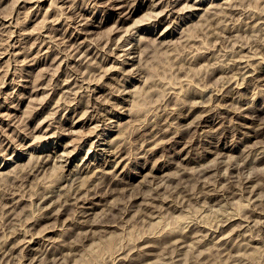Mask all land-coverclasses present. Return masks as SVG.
Listing matches in <instances>:
<instances>
[{"label":"rangeland","instance_id":"374dc122","mask_svg":"<svg viewBox=\"0 0 264 264\" xmlns=\"http://www.w3.org/2000/svg\"><path fill=\"white\" fill-rule=\"evenodd\" d=\"M53 1L0 0V263L264 264V0Z\"/></svg>","mask_w":264,"mask_h":264},{"label":"bare ground","instance_id":"6f19581e","mask_svg":"<svg viewBox=\"0 0 264 264\" xmlns=\"http://www.w3.org/2000/svg\"><path fill=\"white\" fill-rule=\"evenodd\" d=\"M37 1H38V0H37ZM50 1H51V4H53V3H52V0H50ZM54 1H55V0H54ZM54 1H53V2H54ZM58 1H59V0H58ZM108 1H109V0H107L106 2H108ZM116 1H118L117 3H120V5L117 6V7H114V6L118 5V4H116V5H114L113 7L116 8V9H122V8L124 7V5H121L122 2H123V0H116ZM161 1H162V0H161ZM30 2H31V1H30ZM159 2H160V1H157V0H153V1H152L153 5H155V6L159 5ZM178 2H179V1H178ZM195 2H197V1H195ZM25 3H26V2H25ZM36 3H37V2H36ZM39 3H40V2H39ZM41 3H42V2H41ZM61 3H62V2H61ZM104 3H105V2H104ZM109 3H110V2H109ZM111 3H113V2L111 1ZM126 3H128V2H126ZM160 3H161V2H160ZM169 3H171V2H169ZM173 3H174V2H173ZM55 4H56V3H55ZM124 4H125V3H124ZM171 4H172V3H171ZM176 4L178 5L177 2H176ZM41 5H42V4H41ZM104 5H105V4H104ZM112 5H113V4H112ZM112 5H111V6H112ZM167 5L170 6V5L168 4V2H167ZM172 5L174 6V4H172ZM185 5L188 6V5H191V4H185ZM185 5H184V6H185ZM192 5H193V4H192ZM192 5H191V8H192ZM49 6H50V5H49ZM51 6H52V5H51ZM51 6H50V7H51ZM53 6H54V5H53ZM184 6H182V7H184ZM193 6H194V5H193ZM39 7H40V6H39ZM39 7H38V8H39ZM55 7H56V6H55ZM59 7H60V6H59ZM59 7H56V8H59ZM151 7H153V6H151ZM175 7H176V6H175ZM182 7H181V8H182ZM188 7L190 8V6H188ZM195 7H196V6H195ZM232 7H233V6H232ZM234 7H235V6H234ZM125 8H126V7H125ZM186 8H187V7H186ZM186 8L184 9V11L186 10ZM189 8H188V9H189ZM196 8H197V7H196ZM227 8H228V7H227ZM50 9H51V8H50ZM173 9H175V8L173 7ZM130 10H131V9H130ZM169 10H170V8H169ZM181 10H182V9H181ZM209 10H210V9H209ZM230 10H232V9H230ZM234 10H235V9H234ZM51 11H52V10H51ZM132 11H133V10H132ZM170 12H172V11H170ZM181 12H182V11H181ZM211 12H213V11H211ZM37 13H38V12H37ZM37 13H36V14H37ZM182 13H183V12H182ZM18 14H19V13H18ZM32 14H33V13H32ZM38 14H39V13H38ZM80 14H81V13H80ZM125 14H126V13H125ZM180 14H181V13H180ZM215 14H216V12H215ZM78 15H79V14H78ZM82 15H83V14H82ZM82 15H80V16H82ZM185 15H186V14H185ZM37 16H38V15H37ZM83 16H84V15H83ZM157 16H158V15H157ZM182 16H183V14H182ZM8 17H9V16H8ZM14 17H15V16H14ZM174 17H175V16H174ZM79 18H80V17H79ZM83 18H84V17H83ZM119 18H120V17H119ZM124 18H125V17H124ZM182 18H183V17H182ZM7 19H8V18H7ZM91 19H92V18H91ZM91 19H90V20H91ZM262 19H263V18H262ZM57 20H59V18H58ZM75 20H76V19H75ZM75 20H74V21H75ZM81 20H82V19H81ZM123 20H124V19H123ZM156 20H157V19H156ZM162 20H163V19H162ZM258 20H259V19H258ZM0 21H2V20H0ZM3 21H4V20H3ZM76 21H77V20H76ZM79 21H80V20H79ZM83 21L85 22V20H83ZM117 21H118V20H117ZM119 21H120V20H119ZM119 21H118V22H119ZM159 21H160V20H159ZM263 21H264V20H263ZM10 22H11V21L6 22V25H7L8 23H10ZM89 22H91V21H89ZM259 23H260V22H259ZM263 23H264V22H263ZM1 24H2V23H1ZM3 24H4V23H3ZM12 24H13V22H12ZM79 24H80V23H79ZM261 24H262V22H261ZM8 25H9V24H8ZM98 25H99V24H98ZM2 26H3V25H2ZM84 26H85V25H84ZM90 26H92V25H90ZM135 26H136V24H135ZM137 26H138V25H137ZM5 27H6V26H5ZM5 27H4V28H5ZM7 27H8V26H7ZM9 27H10V25H9ZM11 27H12V26H11ZM76 27H77V26H76ZM80 27H81V26H80ZM88 27H89V26H88ZM88 27H87V28H88ZM261 27H262V26H261ZM78 28H79V27H78ZM83 28H84V27H83ZM53 29H54V28H53ZM76 29H77V28H76ZM81 29H82V28H81ZM261 29H262V28H261ZM263 29H264V28H263ZM11 30H13V29H11ZM15 30H16V29H15ZM84 30H85V28H84ZM258 30H259V29H258ZM9 31H10V30H9ZM9 31H8V32H9ZM16 32H17V31H16ZM16 32H15V33H16ZM48 32H49V31H48ZM79 32H80V31H79ZM87 32H88V30H87ZM11 33H12V32H11ZM11 33H10V34H11ZM12 34H14V33H12ZM18 34H19V33H18ZM49 34H50V32H49ZM88 34H89V33H88ZM53 35H54V34H53ZM131 35H132V34H131ZM131 35H130V36H131ZM15 36H16V34H15ZM47 36H48V33H47ZM54 36H55V35H54ZM66 36H67V35H66ZM19 37H20V36H19ZM43 37H44V36H43ZM51 37H53V36H51ZM55 37H56V36H55ZM60 37H61V39H62V36H60ZM67 37H68V36H67ZM69 37H70V36H69ZM48 38H49V37H48ZM76 38H77V37H76ZM86 38H87V37H86ZM12 39H13V38H12ZM18 39H19V38H18ZM20 39H21V38H20ZM24 39H27V38H24ZM50 39H52V38H50ZM57 39H58L57 37H56V39L53 38V40H55V41H56ZM74 39H75V38H74ZM228 39H231V38H228ZM45 40H46V38H45ZM59 40H60V39H59ZM59 40H58V41H59ZM65 40H66V38H65ZM89 40H90V39H89ZM89 40H87V41H89ZM249 40H251V39L249 38ZM60 41H61V40H60ZM73 41H75V40H73ZM84 41H85V40H84ZM84 41H83V42H84ZM230 41H231V40H230ZM13 42H14V41H13ZM13 42H12V44L15 43V42H14V43H13ZM45 42H46V41H45ZM52 42H53V41H52ZM56 42H57V41H56ZM56 42H55V43H56ZM64 42H65V41H64ZM79 42H80V40H79ZM10 43H11V42H10ZM10 43H9V44H10ZM48 43H49V42H48ZM66 43H67V42H66ZM80 43H81V42H80ZM84 43H85V42H84ZM84 43H82V44H84ZM12 44H11V46H12ZM45 44H46V43H45ZM50 44H51V43H50ZM50 44H49V45H50ZM56 44H57V43H56ZM73 44H74V43H73ZM76 44H78V42H77ZM38 45H39V44H38ZM53 45H55V44H53ZM232 45H233V44H232ZM8 46H9V45H8ZM11 46H10V47H11ZM34 46H35V45H34ZM57 46H58V45H57ZM57 46H56V47H57ZM67 46H68V45H67ZM67 46H66V48H67ZM69 46H71V45H69ZM85 46H86V45H85ZM85 46H84V47H85ZM121 46H122V45H121ZM13 47H14V46H13ZM15 47H16V45H15ZM49 47H50V46H49ZM49 47H48V49H50ZM51 47H52V46H51ZM75 47H76V46H75ZM77 47H78V46H77ZM77 47H76V48H77ZM117 47H118V46H117ZM137 47H138V46H137ZM38 48L41 49V45H40ZM46 48H47V47H46ZM46 48H45V49H46ZM57 48H59V47H57ZM66 48L63 49V50H66ZM72 48H73V47H72ZM76 48H74V49H76ZM78 48H79V47H78ZM14 49H15V48H14ZM55 49H56V48H55ZM67 49H68V48H67ZM81 49H82V48H81ZM81 49H80V50H81ZM134 49H135V48H134ZM8 50H9V49H8ZM51 50H54V48L51 49ZM68 50H69V49H68ZM82 50H83V49H82ZM89 50H90V49H89ZM89 50H88V51H89ZM10 51H12V50H10ZM30 51H31V49H30ZM46 51H47V49H46ZM48 51H49V50H48ZM59 51H60V50H59ZM74 51H75V50H74ZM77 51H78V50H77ZM77 51H76V52H77ZM85 51H86V50H85ZM85 51H84V52H85ZM88 51H87V52H88ZM8 52H9V51H8ZM12 52H14V51H12ZM40 52H41V53H42V52H45V50H42V51L40 50ZM40 52L38 51V53H40ZM49 52H52V51H49ZM56 52H57V50H56ZM56 52H55V53H56ZM62 52H64V51H62ZM66 52H67V51H66ZM68 52H69V51H68ZM18 53H19V51H18ZM57 53H58V52H57ZM59 53H60V52H59ZM71 53H73V51H71ZM71 53H70V54H71ZM79 53H80V52H79ZM82 53H83V52H82ZM21 54H22V53H21ZM32 54H33V53H32ZM42 54H43V53H42ZM46 54H47V53H46ZM89 54H90V53H89ZM116 54H117V53H115L114 55H116ZM19 55H20V54H19ZM26 55H28V53H27ZM63 55H64V54H63ZM63 55H62V56H63ZM65 55H66V54H65ZM67 55H68V54H67ZM75 55H77V54L75 53ZM75 55H74V57H75ZM70 56H71V55H70ZM72 56H73V54H72ZM79 56H80V55H79ZM35 57H36V56H35ZM35 57H34V58H35ZM42 57H43V56H42ZM45 57H46V56H45ZM88 57H89V56L87 55L86 58H88ZM91 57H92V56H91ZM227 57H228V56H227ZM227 57H226V59H229V58H230V56H229V58H227ZM243 57H244V56H243ZM252 57H253V56H252ZM31 58H32V56H31ZM47 58H48V57H47ZM58 58H59V57H58ZM62 58H63V57H62ZM62 58H61V59H62ZM64 58H66V56H65ZM68 58H69V57H68ZM86 58H85V59H86ZM247 58H249V57H247ZM23 59H27V58H24V57H23ZM32 59H33V58H32ZM37 59H38V57H37ZM39 59H40V58H39ZM74 59H76V57H75ZM85 59H83V60L85 61ZM90 59H92V58H90ZM28 60H29V59H28ZM40 60H41V59H40ZM63 60H65V59H63ZM87 60H88V59H87ZM231 60H232V59H231ZM263 60H264V59H263ZM22 61H26V60H22ZM33 61H35V60H33ZM71 61H72V60H71ZM238 61H239V60H238ZM29 62H30V61H29ZM29 62H28V63H29ZM31 62H32V61H31ZM62 62H63V61H62ZM62 62H61V63H62ZM78 62H79V61H78ZM227 62H229V60H228ZM233 62H234V61H233ZM240 62H241V61H240ZM246 62H247V61H246ZM22 63H23V62H22ZM26 63H27V62H26ZM34 63H35V62H34ZM61 63H59V64L61 65ZM88 63H89V62H88ZM90 63H92V62L90 61ZM244 63H245V62H244ZM244 63H243V64H244ZM66 64H67V63H66ZM66 64H65V65H66ZM214 64H215V63H214ZM232 64H233V63H232ZM239 64H240V63H239ZM239 64H236V66H237V65L239 66ZM22 65H23V64H22ZM22 65H20V66H22ZM30 65H32V64H30ZM70 65H71V63H70ZM72 65H73V64H72ZM225 65H226V64H224V66H225ZM229 65H230V64H228V66H229ZM241 65H242V64H241ZM245 65H247V64L245 63ZM66 66H67V65H66ZM210 66H212V65L210 64ZM210 66H209V67H210ZM215 66H217V64H215ZM68 67H69V64H68ZM112 67L114 68L113 65H112ZM240 67H241V66H240ZM243 67H244V65H243ZM61 68H62V66H61ZM70 68H71V66H70ZM72 68H73V67H72ZM113 68H110V69L113 70ZM116 68H117V67H116ZM210 68H211V67H210ZM215 68H217V67H215ZM218 68H219V67H218ZM223 68H224V67H223ZM229 68H230V67H229ZM247 68H248V67H247ZM247 68H245V69H247ZM67 69H68V75H69V72H70V71H69V68H67ZM212 69H213V68H212ZM212 69H211V70H212ZM221 69H222V68H221ZM224 69H225V68H224ZM230 69H231V68H230ZM234 69H235V68H234ZM240 69H242V68H240ZM261 69H262V68H261ZM26 70H27V69H26ZM76 70H77V69H76ZM209 70H210V69H209ZM211 70L209 71V74H210ZM213 70H216V69H213ZM218 70H219V69H218ZM222 70H223V69H222ZM232 70H233V69H232ZM236 70L238 71L237 67H236ZM247 70H248V69H247ZM250 70H251V68H250ZM254 70H255V69H254ZM258 70H259V69H258ZM24 71H25V70H24ZM65 71H66V70H65ZM71 71H72V70H71ZM78 71H79V70H78ZM226 71H227V70H226ZM237 71H234V72H237ZM241 71H242V70H241ZM251 71H253V70H251ZM251 71H250V72H251ZM260 71H261V70H260ZM63 72H64V71H63ZM212 72H213V71H212ZM215 72H216V71H215ZM215 72H214V73H215ZM223 72H224V71H223ZM227 72H228V71H227ZM247 72H248V71H247ZM225 73H226V72H225ZM229 73H230V70H229ZM241 73H245V74H246V72H243V71H242ZM253 73H254V71H253ZM253 73H252V74H253ZM23 74H25V73H23ZM26 74H27V73H26ZM70 74H71V73H70ZM74 74H75V73H74ZM211 74H213V73H211ZM227 74H228V73H227ZM245 74H244V75H245ZM247 74H248V73H247ZM252 74H251V75H252ZM68 75H67V76H68ZM72 75H73V74H72ZM235 75H236V73H235ZM235 75H233L234 77H233V76H231V77H232V78H235V77H236ZM242 75H243V74H241L240 77H242ZM255 75H256V74H255ZM24 76H26V75H24ZM27 76H28V75H27ZM27 76H26V77H27ZM77 76H78V75H77ZM226 76H229V75H226ZM246 76H247V75H246ZM60 77H62V76H60ZM65 77H66V76H65ZM79 77H80V76H79ZM221 77H222V76H221ZM223 77H224V76H223ZM223 77H222V78H223ZM248 77H249V76H248ZM62 78H63V77H62ZM66 78H67V77H66ZM69 78H70V77H69ZM76 78H77V77H76ZM82 78H83V77H82ZM224 78H225V77H224ZM242 78H245V77L243 76ZM26 79H27V78H26ZM52 79H53V78H52ZM56 79H57V78H56ZM67 79H68V78H67ZM71 79H72V78H71ZM74 79H75V78H74ZM64 80H65V78H64ZM75 80H76V79H75ZM244 80L246 81V78H245ZM244 80H242V82H243ZM55 81H56V80H55ZM65 81L67 82V80H65ZM83 81H86V80H83ZM248 81H249V79H248ZM52 82H53V81H52ZM56 82H57V81H56ZM227 82H228V80H227ZM227 82H226V83H227ZM229 82H231V80H229ZM238 82H239V81H238ZM242 82H240V83H242ZM47 83H48V82H47ZM54 83H55V82H54ZM62 83H63V82H62ZM88 83H89V82H88ZM88 83H87V85L90 84V83H89V84H88ZM243 83H244V82H243ZM49 84L51 85V83H48L46 86H48ZM60 84H61V83H60ZM67 84H68V83H67ZM69 84H70V83H69ZM73 84H74V83H73ZM78 84H79V83H78ZM80 84L82 85V83H80ZM223 84H224V83H223ZM62 85H63V84H62ZM87 85H86L85 88H87ZM227 85H228V83H227ZM53 86H54V85H53ZM64 86H65V84H64ZM83 86H84V85H83ZM83 86H82V87H83ZM224 86H226V85H223V87H224ZM57 87H58V85H57ZM65 87H66V86H65ZM68 87H69V86H68ZM75 87H76V86H75ZM75 87H74V88H75ZM80 87H81V86H80ZM82 87H81V89H82ZM90 87H91V86H90ZM226 87H227V86H226ZM226 87H225V89H227ZM232 87H233V86H232ZM245 87H246V86H245ZM55 88H56V87H55ZM221 88H222V87H221ZM234 88H235V87H234ZM35 89H36V88H35ZM37 89H38V88H37ZM41 89H42V88H41ZM45 89H46V88H45ZM51 89H52V87H51ZM53 89H54V88H53ZM96 89H97V88H96ZM223 89H224V88H223ZM70 90H71V89H69V91H70ZM79 90H80V88H79ZM94 90H95V89H94ZM101 90H102V89H101ZM218 90H219V89H218ZM37 91H39V90H37ZM55 91H56V90H55ZM72 91H73V90H71V93H72ZM77 91H78V90H77ZM77 91H75V92L77 93ZM82 91H83V90H82ZM220 91H221V89H220ZM228 91H231V90H228ZM228 91H226V92H228ZM1 92H2V91H1ZM31 92H32V91H31ZM57 92H58V91H57ZM73 92H74V91H73ZM86 92H87V91H86ZM86 92H85V93H86ZM88 92H89V91H88ZM91 92H92V91H91ZM91 92H90L89 94H91ZM94 92H96V91H94ZM32 93H33V92H32ZM61 93H62V91H61ZM71 93H68V94H70V95L72 96ZM82 93H84V92H81V94H82ZM236 93H238V91H237ZM66 94H67V92H66ZM68 94H67V95H68ZM89 94H88V95H89ZM92 94H93V93H92ZM195 94H196V93H195ZM63 95H64V94H63ZM73 95H76V96H77V94H73ZM82 95H83V94H82ZM82 95H81V96L78 95V96H79V97H82ZM86 95H87V93H86ZM229 95H230V94H229ZM68 96H69V95H68ZM92 96H93V95H92ZM92 96H90V97H92ZM209 96H211V95H209ZM98 97H99V96H98ZM226 97H227V96H226ZM235 97H236V96H235ZM92 98H93V97H92ZM202 98H203V97H201V100H202ZM237 98H238V97H237ZM74 99H75V98H74ZM204 99H205V97H204ZM235 99H236V98H235ZM22 100H23V99H22ZM75 100H76V99H75ZM80 100H81V99H80ZM95 100H96V99H95ZM237 100H238V99H237ZM76 102H77V101H76ZM80 102H81V101H80ZM196 102H197V101H196ZM202 102H203V101H202ZM202 102H201V104L206 103V101H204V103H202ZM78 103H79V102H78ZM81 103H82V102H81ZM194 103H195V102H194ZM194 103H193V106H194ZM198 103H200L199 100H198ZM0 104H1V103H0ZM60 104H61V103H59V106H60ZM79 104H80V103H79ZM95 104H97V103H95ZM220 104H221V103H220ZM74 105H75V104H74ZM81 105H82V104H81ZM89 105H90V104H89ZM205 105H206V104H205ZM1 106H3V105H1ZM87 106H88V105H87ZM93 106H95V105H93ZM197 106H198V105H197ZM212 106H216V107H217V106H218V103H217V105H212ZM8 107H9V106H8ZM76 107H77V106H76ZM88 107H89V106H88ZM194 107H195V106H194ZM234 107H235V106H234ZM236 107H237V106H236ZM238 107H239V106H238ZM1 108H2V107H1ZM70 108H71V107H70ZM73 108H74V107H73ZM197 108H198V107H197ZM206 108H208V106H207ZM211 108H212V107H211ZM223 108H224V107H223ZM228 108H229V107H228ZM230 108H232V107H230ZM241 108H243V106H242ZM74 109H75V108H74ZM95 109H97V108H95ZM106 109H107V108H106ZM209 109H210V108H209ZM233 109H234V108H233ZM235 109H239V108H235ZM77 110H78V109H77ZM86 110H87V109H86ZM86 110H85V112H86ZM88 110H89V109H88ZM213 110H214V108H213ZM218 110H220V107H219ZM225 110H226V109H225ZM231 110H232V109H231ZM243 110H244V109H243ZM98 111H99V110H98ZM207 111H208V110H206V113H208ZM211 111H212V110H211ZM216 111H217V110H216ZM3 112H4V111H3ZM7 112H9V111H7ZM11 112H12V111H11ZM11 112H9L8 114H10ZM87 112H88V111H87ZM209 112H210V111H209ZM251 112H252V111H251ZM54 113H55V112H54ZM171 113H173V111H172ZM204 113H205V112H204ZM204 113H203V114H204ZM212 113H213V112H212ZM214 113H215V112H214ZM216 113H217V112H216ZM238 113H239V112H238ZM240 113H241V110H240ZM242 113H243V112H242ZM244 113H246V112H244ZM1 114H2V113H1ZM8 114H7V115H8ZM83 114H84V113H83ZM107 114H108V113H107ZM232 114H233V113H232ZM254 114H255V112H254ZM254 114H253V115H254ZM14 115H15V114H14ZM172 115H173V114H172ZM211 115H212V114H211ZM214 115H215V114H214ZM218 115H219V114H218ZM218 115H215V116H218ZM220 115H221V114H220ZM224 115H225V114H224ZM237 115H238V114H237ZM241 115H243V114H241ZM241 115H240V116H241ZM250 115H251V114H250ZM255 115H256V114H255ZM3 116H5V112H4ZM208 116H209V115H208ZM221 116H222V115H221ZM233 116H234V115H233ZM251 116H252V115H251ZM251 116H250V117H251ZM46 117H47V116H46ZM46 117H45V118H46ZM52 117H53V116H52ZM96 117H97V116H96ZM175 117H176V116L173 115V118H175ZM201 117H202V115H201ZM225 117H226V116H225ZM227 117H228V116H227ZM241 117H242V116H241ZM253 117H254V116H253ZM256 117H257V116H256ZM256 117H255V118H256ZM7 118H9V116H8ZM47 118H48V117H47ZM206 118H207V117H206ZM210 118H212V117H210ZM222 118H223V117H222ZM222 118H221V119H222ZM243 118H244V116H243ZM89 119H90V118H89ZM92 119H93V118H92ZM97 119H98V118H97ZM101 119H102V118H101ZM175 119H176V118H175ZM4 120H5V119H4ZM7 120H8V119H7ZM102 120H103V119H102ZM104 120H105V119H104ZM166 120H167V119H166ZM169 120H170V119H169ZM171 120H173V119H171ZM206 120H207V119H206ZM235 120H236V119H235ZM238 120H239V119H238ZM254 120H255V119H254ZM8 121H9V120H8ZM76 121H77V120H76ZM97 121H98V120H97ZM100 121H101V120H100ZM216 121H217V120H216ZM242 121H243V119L241 120V122H242ZM103 122H104V121H103ZM174 122H175V121H174ZM195 122H196V121H195ZM198 122H199V121H198ZM211 122H212V121H211ZM237 122H238V121H237ZM5 123H6V122H5ZM41 123H42V122H41ZM164 123H165V122H164ZM164 123H163V124H164ZM175 123H176V122H175ZM233 123H235V122H233ZM243 123H244V121H243ZM7 124H8V123H7ZM7 124H6V125H7ZM11 124H12V123H11ZM165 124H166V123H165ZM167 124H168V123H167ZM171 124H172V123H171ZM196 124H197V123H196ZM200 124H201V123H200ZM200 124H198V125H200ZM202 124H203V123H202ZM209 124H210V123H209ZM209 124H208V125H209ZM222 124H223V122L221 123V125H222ZM231 124H232V123H231ZM241 124H242V123H241ZM9 125H10V124H9ZM39 125H40V124H39ZM98 125H99V124H98ZM168 125H169V124H168ZM210 125H211V124H210ZM228 125H229V124H228ZM234 125H235V124H234ZM238 125H239V124H238ZM244 125H245V124H244ZM248 125H249V124H248ZM248 125H246V126H248ZM10 126H11V125H10ZM47 126H48V125H47ZM47 126H46V129H47ZM169 126H170V125H169ZM173 126H174V124H173ZM195 126H196V125H195ZM224 126H225V125H224ZM232 126H233V125H232ZM8 127H9V126H8ZM39 127H40V126H39ZM56 127H57V126H56ZM197 127H198V126H197ZM197 127H196V128H197ZM206 127H207V126H206ZM206 127H204V128H206ZM233 127H234V126H233ZM242 127H243V126H242ZM36 128H38V125H37ZM48 128H49V127H48ZM50 128H51V127H50ZM96 128H97V127H96ZM176 128H177V127H176ZM196 128H194V129H196ZM199 128H200V127H199ZM216 128H217V127H216ZM226 128H227V127H226ZM46 129H45V130H46ZM161 129H162V128H161ZM211 129H214V128L211 127ZM222 129H223V128H222ZM222 129H221V130H222ZM48 130H49V129H48ZM178 130H179V129H178ZM196 130L198 131V129H196ZM203 130H204V129H203ZM216 130H217V129H216ZM228 130H230V128H229ZM231 130H232V127H231ZM233 130H234V129H233ZM35 131H37V130H35ZM160 131H161V130H160ZM172 131H173V130H172ZM176 131H177V129H176ZM193 131H195V130H193ZM197 131H195V133H196ZM206 131H207V130H206ZM211 131H212V130H211ZM211 131H210V133H211ZM218 131H219V130H218ZM224 131H225V130H224ZM234 131H235V130H234ZM40 132H41V131H40ZM42 132H43V131H42ZM163 132H164V130H163ZM179 132H180V131H179ZM201 132H202V130H201ZM46 133H47V131H46ZM46 133L44 132V135H45ZM152 133H153V132H152ZM156 133H157V132H156ZM159 133H160V132H159ZM159 133H158V134H159ZM177 133H178V132H177ZM204 133H205V132H204ZM207 133H208V132H207ZM215 133H216V132H215ZM215 133H213V134H215ZM226 133H227V130H226ZM230 133H231V132H230ZM232 133H233V131H232ZM1 134H2V133H1ZM48 134H49V133H48ZM101 134H102V133H101ZM173 134H174V133H173ZM198 134H199V133H198ZM202 134H203V133H202ZM213 134H212V135H213ZM218 134H219V132H218ZM218 134H217V135H218ZM32 135H33V134H32ZM44 135H43V137H44ZM46 135H47V134H46ZM52 135H53V134H52ZM149 135H151V134H149ZM166 135H167V134H166ZM169 135H170V134H169ZM174 135H175V134H174ZM176 135H177V134H176ZM176 135H175V136H176ZM208 135H209V134H208ZM217 135H216V136H217ZM220 135H221V134H220ZM7 136H8V135H7ZM155 136H158V135H155ZM161 136H162V135H161ZM172 136H173V135H172ZM206 136H207V135H206ZM222 136H223V135H222ZM31 137H32V136H31ZM36 137H37V139H38V138H41V137H39V136H36ZM47 137H48V135H47ZM149 137L152 138L151 136H149ZM149 137H148V138H149ZM153 137H154V136H153ZM165 137H166V136H165ZM169 137H170V136H169ZM192 137H193V136H192ZM196 137H197V135H196ZM217 137H219V136H217ZM226 137H227V136H226ZM161 138H162V137H161ZM161 138H160V140H161L160 142L163 141V143H164V142L167 141V140L164 141V139H165L164 137H163V138H164L163 140H162ZM175 138H176V137H175ZM180 138H181V137H180ZM180 138H179L178 140H180ZM190 138H191V137H190ZM190 138H189V139H190ZM194 138H195V137H194ZM208 138H209V137H208ZM219 138H221V136H220ZM156 139H158V138H156ZM168 139H169V138H168ZM172 139H173V138H172ZM172 139H171V140H172ZM189 139H187V140H189ZM191 139H192V138H191ZM202 139H203V138H202ZM226 139H227V138H226ZM150 140H151V139H150ZM208 140H209V139H208ZM208 140H207V141H208ZM210 140H212V139H210ZM215 140H216V139H215ZM215 140H214V141H215ZM11 141H12V140H11ZM23 141H25V140H23ZM38 141H39V140H38ZM146 141H147V139H146ZM169 141H170V139H169ZM191 141L194 142V139L188 141V143L191 142ZM195 141H196V140H195ZM217 141L220 142L219 140H217ZM217 141H216V142H217ZM226 141H227V140H226ZM107 142H108V141H107ZM109 142H110V141H109ZM153 142H154V141H153ZM175 142H176V140H175ZM97 143H98V142H97ZM146 143H147V142H146ZM173 143H174V142H173ZM184 143H185V142H184ZM191 143H192V142H191ZM212 143H213V142H212ZM212 143H211V144H212ZM23 144H24V143H23ZM170 144H171V142H170ZM170 144H169V145H170ZM176 144H177V143H176ZM176 144H175V145H176ZM185 144H186V143H185ZM213 144H214V143H213ZM218 144H219V143H218ZM91 145H92V144H91ZM111 145H112V144H111ZM111 145H110V146H111ZM142 145H143V144H142ZM169 145H168V146H169ZM171 145H172V144H171ZM188 145H189V144H188ZM215 145H216V144H215ZM173 146H174V145H173ZM183 146H184V144H183ZM186 146H187V145H186ZM90 147H92V146H90ZM174 147L177 148V146H174ZM174 147H173V148H174ZM94 148H95V147H94ZM97 148H98V147H97ZM89 149H91V148H89ZM89 149H88V150H89ZM115 149H116V148H115ZM180 149H181V148H180ZM183 149H184V148H183ZM100 150H102V149H100ZM103 150H104V149H103ZM103 150H102V151H103ZM116 150H118V149H116ZM175 150H178V148L175 149ZM1 151H2V150H1ZM1 151H0V152H1ZM94 151H95V150H94ZM96 151H97V150H96ZM98 151H99V150H98ZM113 151H114V150H113ZM119 151H120V150H119ZM178 151L180 152V150H178ZM181 151H182V150H181ZM103 152H104V151H103ZM108 152H109V151H108ZM115 152H116V151H115ZM175 152H177V151H175ZM87 153H88V151H87ZM110 153H111V152H110ZM120 153H122V152H120ZM262 153H263V151H262ZM66 154H67V153H66ZM115 154H117V153H115ZM68 155H69V154H68ZM92 155H93V154H92ZM125 155H126V154H125ZM49 156H50V155H49ZM49 156H48V157H49ZM87 156H88V155H87ZM127 156H128V155H127ZM127 156H126V157H127ZM120 157H121V156H120ZM67 158H68V157H67ZM85 158H86V157H85ZM95 158H96V157H95ZM122 158H124V157L122 156ZM43 159H44V158H43V156H42V160H43ZM47 159H48V158H47ZM91 159H92V158H91ZM44 161H45V160H44ZM120 161H121V160H120ZM128 161H129V160H128ZM220 161H221V160H220ZM220 161H219V162H220ZM40 162H41V161H40ZM105 162H106V161H105ZM222 162H223V161H222ZM47 163H48V162H47ZM47 163H46V164H47ZM90 163H91V162H90ZM90 163H88V164H90ZM117 163H118V162H117ZM123 163H124V162H123ZM127 163H128V162H127ZM85 164H87V163H85ZM119 164H120V163H119ZM41 165H42V164H41ZM43 165H44V164H43ZM60 165H62V164H60ZM60 165H58V166H60ZM231 165H232V164H231ZM235 165H236V163H235ZM56 166H57V165H56ZM89 166H90V165H89ZM237 166H239V165H237ZM42 167H43V166H42ZM90 167H91V166H90ZM85 168H87V167H85ZM235 168H236V167H235ZM37 169H38V168H37ZM87 169H88V168H87ZM100 169H101V168H100ZM101 170H103V168H102ZM98 172H99V170H98ZM102 172H103V171H102ZM103 174H104V173H103ZM103 174H102V175H103ZM95 176H96V175H95ZM99 176H100V175H99ZM103 176H104V175H103ZM218 176H219V174H218ZM222 176H223V174H222ZM225 176H226V175H225ZM226 177H227V176H226ZM226 177H225V178H226ZM228 177H231V176H230V173H229ZM98 178H99V177H98ZM101 178H102V177H101ZM103 178H104V177H103ZM220 178H221V177H220ZM231 178H232V177H231ZM231 178H229V179L231 180ZM246 178H247V179H246ZM105 179H106V178H105ZM107 179H108V178H107ZM221 179H222V178H221ZM227 179H228V178H227ZM245 179L248 180L249 177L246 176ZM103 180H104V179H103ZM230 180H228V181H230ZM232 181H233V180H232ZM230 183H231V182H230ZM228 184H229V183H228ZM57 189H58V188H57ZM57 189H56V190H57ZM61 189H63V188H61ZM58 191H59V190H58ZM76 191H77V190H76ZM52 192H53V191H52ZM55 192H56V195H57V191H55ZM59 192H60V191H59ZM59 192H58V193H59ZM79 192H80V191H79ZM232 192H233V191H232ZM76 193H77V192H76ZM81 193H82V192H81ZM233 193H234V192H233ZM49 194L52 195V193H49ZM54 195H55V193H54ZM59 195H60V193H59ZM75 195H76V194H75ZM75 195H74V196H75ZM83 195H84V194H83ZM80 196H81V194H80ZM85 196H86V195H85ZM53 197H54V196H53ZM76 197H77V196H76ZM258 197H259V195H258ZM262 197H263V196H262ZM49 198H50V197H49ZM54 198H55V197H54ZM59 198H61V197H59ZM70 198H71V197H70ZM72 198H73V197H72ZM72 198H71V200L74 201V199H72ZM78 198L80 199L79 196H78ZM78 198H77V200H79ZM52 199H53V198H52ZM66 199H68V198H66ZM81 199H83V197H82ZM84 199H85V198H84ZM88 199H89V198H88ZM92 199H93V198H92ZM44 200H45V199H44ZM71 200H70V202H71ZM75 200H76V198H75ZM77 200H76V201H77ZM248 200H249V199H248ZM63 201H64V200H63ZM63 201H62V202H63ZM83 201H84V200H83ZM86 201H87V199H86ZM86 201H85V202H86ZM90 201H91V200H90ZM251 201H252V198H251L250 202H251ZM261 201H262V199L259 200L260 203H261ZM47 202H48V201H47ZM57 202H58V201H57ZM77 202H78V201H77ZM80 202H81V201H80ZM80 202H79V203H80ZM87 202H88V201H87ZM91 202H92V201H91ZM262 202H263V201H262ZM52 203H53V202H52ZM81 203H82V202H81ZM81 203H80V204H81ZM15 204H17V203H15ZM255 204L259 205L258 203H255ZM38 205H40V203H39ZM44 205H45V204H44ZM44 205H42V206H44ZM49 205H50V204H49ZM52 205H53V204H52ZM260 205H262V204H260ZM45 206H46V205H45ZM45 206H44V207H45ZM47 206H48V205H47ZM47 206H46V208H47ZM50 206H51V205H50ZM40 207H41V206H40ZM40 207H39V208H40ZM7 208H8V207H7ZM48 208H49V207H48ZM89 208H90V207H89ZM42 209H44V208L41 207V210H42ZM50 209H51V208H50ZM52 209H53V207H52ZM52 209H51V210H52ZM60 209H61V208H60ZM60 209H59V210H60ZM77 209H78V207H77ZM77 209H76V212H77ZM44 210H45V209H44ZM44 210H42V211H44ZM47 210H48V209H47ZM79 210H81V208H80ZM87 210H88V209H87ZM42 211H41V212H42ZM52 212H53V211H52ZM57 212H58V211H57ZM84 212L86 213V211H84ZM91 212H92V210H91ZM47 213H48V211H47ZM50 213H51V212H50ZM53 213L55 214V212H53ZM53 213H52V214H53ZM58 213H59V212H58ZM44 214H45V213H44ZM87 214H88V211H87ZM41 215H42V214H41ZM47 215H48V214H47ZM80 215H81V214H80ZM263 215H264V214H263ZM41 217H42V216H41ZM48 217H50V216H48ZM48 217H47V218H48ZM51 217H52V216H51ZM45 218H46V217H45ZM231 218H232V217H231ZM231 218H229V219H231ZM79 221H80V220H79ZM83 221H84V220H83ZM85 221H86V220H85ZM97 221H98V220H97ZM243 221H244V220H243ZM243 221H242V222H243ZM98 222H99V221H98ZM86 223H87V222H86ZM93 223H94V222H93ZM75 224H76V223H75ZM75 224H74V226H75ZM79 224H80V223H78V225H79ZM81 224H82V223H81ZM83 224L85 225V222H84ZM88 224H90V223H88ZM84 225H83V227H84ZM76 226H77V225H76ZM184 226H185V225H184ZM190 226H192V225H190ZM190 226L188 225V227H190ZM83 227H82V228H83ZM201 227L203 228L204 226H201ZM193 228H195V227H193ZM75 229H76V228H75ZM104 229H105V228H104ZM164 229H166V228H164ZM208 229H209V228H207L206 230H208ZM232 229H234L233 231H235L236 228H232ZM166 230H167V229H166ZM173 230H174V229H173ZM175 230H176V229H175ZM182 230H183V229H182ZM198 230H199V229H198ZM202 230H204V229H202ZM215 230H216V229H215ZM101 231H102V230H101ZM162 231H163V230H162ZM168 231H169V234H171L170 232L173 233L172 230H171V231L168 230ZM185 231H186V230H185ZM196 231H197V230H196ZM213 231H214V229H213ZM219 231H220V230H219ZM233 231H232V232H233ZM163 232H164V231H163ZM209 232H210V231H209ZM230 232H231V231H230ZM230 232H229V233H230ZM160 233L162 234V232H160ZM165 233H166V232H165ZM188 233H190V232H188ZM213 233H215V232H213ZM31 234L33 235V233H31ZM31 234H30V235H31ZM167 234H168V233H167ZM197 234H198V233H197ZM199 234H200V233H199ZM217 234H218V233H217ZM219 234H220V233H219ZM227 234H228V233H227ZM26 235H27V234H26ZM201 235H202V234H201ZM205 235H206V234H205ZM210 235H211V234H210ZM225 235H226V234H225ZM229 235H232V234H229ZM206 236H208V235H206ZM212 236H213V235H212ZM32 237H33V236H32ZM215 237H216V236H215ZM215 237H211V238L214 239ZM218 237H219V235H218ZM229 237H230V236H229ZM223 238H224V237H223ZM223 238H222V240H223ZM225 238H226V237H225ZM230 238H231V237H230ZM233 238H234V237H233ZM30 239H31V237H30ZM30 239L28 238L29 241H30ZM180 239H181V238H180ZM200 239H201V238H200ZM209 239H210V237H209ZM216 239H217V237H216ZM228 239H229V238H228ZM250 239H252V238H250ZM25 240H27V237H26ZM28 240H27V241H28ZM177 240H178V244H177V245L179 246V243H180V242H179V239H177ZM177 240H174V241H175L174 243H176ZM217 240H218V239H217ZM225 240H226V239H225ZM27 241H26V242H27ZM31 241H33V239H32ZM182 241H183V240H182ZM194 241L196 242V240H194ZM198 241H199V240H198ZM201 241H202V240H201ZM214 241H215V240H214ZM251 241H252V240H251ZM195 242H194V243H195ZM217 242H218V241H217ZM229 242H230V241H229ZM244 242H245V241H244ZM29 243H30V242H29ZM55 243H56V242H55ZM64 243H65V242H64ZM174 243H173V244H174ZM202 243H203V242H201V244H202ZM223 243H224V241L222 242V244H223ZM26 244H27V243H25L24 245H26ZM30 244H31V243H30ZM51 244H52V243H50L49 245H51ZM182 244H183V243H182ZM182 244H181V245H182ZM195 244H196V243H195ZM217 244H218V243H217ZM217 244H214V245L216 246ZM222 244H220V245H222ZM225 244H226V243H225ZM238 244H239V243H237V245H238ZM49 245H48V246H49ZM53 245H54V244H53ZM152 245L154 246V244H152ZM177 245H175V246L177 247ZM205 245H206V243H205ZM220 245L217 246L216 248H218V247H219V249L222 248V247H220ZM26 246H28V245H26ZM29 246H30V245H29ZM29 246H28V247H29ZM54 246H56V244H55ZM146 246H147V245H146ZM153 246H152V247H153ZM196 246H197V244H196ZM203 246H204V245H203ZM223 246L225 247V245H223ZM235 246H236V245H235ZM235 246H234V247H235ZM23 247H24V246H23ZM32 247H33V246H32ZM57 247H59V245H58ZM60 247H61V246H60ZM182 247H183V246H182ZM25 248H26V247H25ZM51 248H52V247H51ZM51 248H50V249H51ZM54 248H55V247H54ZM178 248H179V247H178ZM207 248H208V247H207ZM210 248H211V246H210ZM237 248H238V247H237ZM241 248H242V247H241ZM22 249H23V248H22ZM27 249H28V248H27ZM48 249H49V248H48ZM60 249H61V248H60ZM60 249H59V250H60ZM148 249H149V248H148ZM222 249H223V248H222ZM262 249H264V248H262ZM29 250H30V249H29ZM59 250H58V251H59ZM22 251H23V250H22ZM48 251H49V250H48ZM50 251H52V250H50ZM56 251H57V250H56ZM223 251H225V250L223 249ZM46 252H47V251H46ZM148 252H149V251H148ZM148 252H147V253H148ZM23 253H24V252H23ZM52 253H53V255H54V252H52ZM221 253H225V252H222V251L219 252V254H221ZM237 254H239V253H237ZM13 255H14V254H13ZM24 255H25V254H24ZM24 255H22V256H24ZM221 255H222V254H221ZM235 255H236V254H235ZM237 256H238V255H237ZM240 256H241V255H240ZM0 257H1V256H0ZM2 257H3V256H2ZM49 257H50V256H49ZM229 257H230V256H229ZM229 257H228V258H229ZM231 257H232V255H231ZM37 258H38V257H37ZM55 258H56V257H55ZM0 259H1V258H0ZM24 259H25V258H24ZM41 259H42V258H41ZM120 259H121V258H120ZM9 260H11V259H9ZM9 260H8V261H9ZM34 260H35V258H34ZM34 260H33L32 262H34ZM37 260H38V259H37ZM42 260H43V259H42ZM54 261H55V260H54ZM1 262H2V259H1ZM21 262H22V260L20 261V263H21ZM41 262L44 263L43 261H41ZM45 262H46V261H45ZM4 263H5V262H4ZM161 263H162V262H161ZM0 264H1V263H0ZM46 264H47V263H46ZM54 264H55V263H54ZM162 264H163V263H162Z\"/></svg>","mask_w":264,"mask_h":264}]
</instances>
